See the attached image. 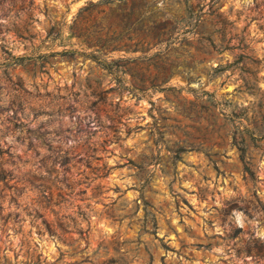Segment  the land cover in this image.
<instances>
[{
    "label": "rangeland",
    "instance_id": "1",
    "mask_svg": "<svg viewBox=\"0 0 264 264\" xmlns=\"http://www.w3.org/2000/svg\"><path fill=\"white\" fill-rule=\"evenodd\" d=\"M0 264H264V0H0Z\"/></svg>",
    "mask_w": 264,
    "mask_h": 264
},
{
    "label": "trees",
    "instance_id": "2",
    "mask_svg": "<svg viewBox=\"0 0 264 264\" xmlns=\"http://www.w3.org/2000/svg\"><path fill=\"white\" fill-rule=\"evenodd\" d=\"M242 149V148H241Z\"/></svg>",
    "mask_w": 264,
    "mask_h": 264
}]
</instances>
